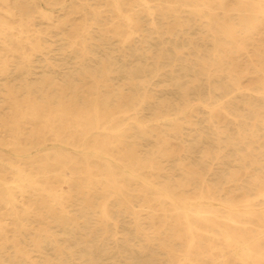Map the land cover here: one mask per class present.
<instances>
[{
  "label": "rangeland",
  "instance_id": "obj_1",
  "mask_svg": "<svg viewBox=\"0 0 264 264\" xmlns=\"http://www.w3.org/2000/svg\"><path fill=\"white\" fill-rule=\"evenodd\" d=\"M251 4L0 0L13 28L0 43V264H252L223 236L264 233L244 213L264 209V15ZM96 104L113 119L86 135ZM186 207L203 229L190 248Z\"/></svg>",
  "mask_w": 264,
  "mask_h": 264
},
{
  "label": "bare ground",
  "instance_id": "obj_2",
  "mask_svg": "<svg viewBox=\"0 0 264 264\" xmlns=\"http://www.w3.org/2000/svg\"><path fill=\"white\" fill-rule=\"evenodd\" d=\"M191 1L194 2V0H191ZM251 1H252V4H251L252 8L250 10H248V9H244V10L252 12V13H260V14L264 15V0H251ZM118 12H120V10H118ZM127 20L129 21L130 19L127 18ZM244 23H246V22L244 20H242V25ZM221 27H222V31L224 32L225 35L231 36L233 34L232 30L230 29V28H232L231 26L221 24ZM11 29H13V28L9 27L7 22L0 19V36H2V37H0V43L2 45H6L9 43V39L11 38V34H10V32H6V31H10ZM14 105H16V107H18L17 103H14ZM97 107L98 106L96 104L93 111H92V117H91L92 119L88 120L86 122V135H87V133H88L87 131L89 129L99 127L101 121H111L113 119L112 115H110L109 113L100 114ZM107 145H108L107 143L102 144L101 149H103V148L105 149ZM149 166L152 167V165H149ZM18 176H19V179L21 181L30 180L29 179L30 176L29 175L28 176L22 175L21 170H18ZM108 176L110 177V180L108 181L109 186L113 187L119 193L121 191V188L119 186H117V183L115 180L116 179L115 174L113 172L109 171ZM31 183H33V182H31ZM260 186H261V188L258 192V195L264 197V180L260 181ZM163 190H165V189H163ZM171 195L172 194L168 192L165 195V197L167 199H169L170 202L174 206H178L179 204L184 206V204L186 203L185 198H173ZM200 197L201 198L205 197V198L214 199L212 194H210L209 192L207 193V195L201 194ZM6 199L11 204L14 200V197L8 193V194H6ZM250 202L251 201L249 199H245V201H244V203H246V204H248ZM226 205L229 207L235 206L232 203H227ZM191 213H194V211H191V209H189L188 207L183 209V212H181V220H182L181 222L185 226V233L190 238L188 248L192 247L195 244L196 238L199 236L200 232L203 230L201 227L191 223L188 220V217ZM244 213H247L249 215V217L256 218L259 222L264 224V209H263V212L261 213L260 217L256 214V211H254L252 209H249V210L245 211ZM105 215H106V213H105ZM195 215L202 220H205V219L209 218L210 216H212L214 218H216L218 216L215 211H205V210H198L197 212H195ZM227 219L232 221L235 224L238 222L235 218H232V217H229ZM205 222L209 223L210 221H205ZM233 223H231V224H233ZM257 235H247V234L243 235L241 233H237V234L232 235L227 231L223 232V236H224L225 240H227V242H228V240H231L235 243V245H237V250L239 252L238 257L242 261V263H245L246 260H249V261H251L252 264H262L261 261L264 260V254L261 253V249L263 247H260L258 245V242L261 240L264 233L262 235H259V234H257ZM185 258L187 259V261H190V256L185 257Z\"/></svg>",
  "mask_w": 264,
  "mask_h": 264
}]
</instances>
